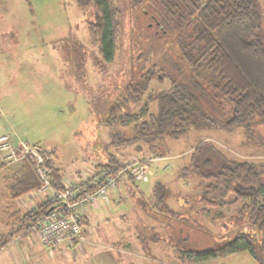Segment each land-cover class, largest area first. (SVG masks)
<instances>
[{
	"label": "rangeland",
	"instance_id": "rangeland-1",
	"mask_svg": "<svg viewBox=\"0 0 264 264\" xmlns=\"http://www.w3.org/2000/svg\"><path fill=\"white\" fill-rule=\"evenodd\" d=\"M257 1L264 27V0ZM116 4L121 24L119 51L108 64L90 41L87 25L94 19V10H80L74 0H0V133L9 135L14 144V134L21 138L24 134L25 143L51 153L65 175L83 173L91 164L106 162L110 154L124 163L142 159L150 167L146 168L147 181H130L125 188L121 179L117 202L101 206L85 226L90 240L86 239L83 249H68L69 259L51 260L34 231L0 252V264H37L28 256L32 246L40 247L49 258H41L39 264H181L172 253L176 246L206 251L224 246L239 232L261 238L252 226H236L237 220L232 219L246 201L224 207L201 203L207 182L184 177L182 170L191 169L192 152L202 142L213 143L231 160L264 164V123L256 124L251 136L240 128L192 130L178 140L167 138L164 157L138 154L132 147H106L110 128L103 120L137 73L134 19L143 16L132 11L129 0H116ZM164 30L158 27L155 36ZM144 40L162 49L168 42L161 36ZM163 64L169 67L168 58L155 52L145 66L159 71ZM169 88L170 82L159 76L142 103L131 110L147 105L148 114H158L155 95ZM225 112L217 111L218 115ZM0 167V234H4L14 218L6 183L18 164ZM157 185L160 189L154 193ZM165 193L167 203L159 204ZM179 228L186 230L188 241L179 239L183 232ZM88 246L91 252L85 256L82 252ZM101 252L100 257L95 254ZM199 264L257 263L240 252Z\"/></svg>",
	"mask_w": 264,
	"mask_h": 264
},
{
	"label": "trees",
	"instance_id": "trees-1",
	"mask_svg": "<svg viewBox=\"0 0 264 264\" xmlns=\"http://www.w3.org/2000/svg\"><path fill=\"white\" fill-rule=\"evenodd\" d=\"M74 2L80 10H94V19L87 25L91 44L105 63H112L119 51L121 35L116 0ZM129 3L133 12L143 14L142 19H134L133 46L138 49L135 58L138 69L103 120L110 128L106 147L117 150L132 147L138 154L151 152L164 157L167 138L178 140L192 130L240 128L251 136L254 126L264 123V27L257 0H129ZM158 27L165 29L160 36L168 40L163 49L144 40L151 36L157 40ZM155 52L168 58L169 67L163 64L157 71L145 66ZM159 76L170 82V88L155 95L158 114H148L147 105L141 110H131L142 103ZM221 109L226 112L218 115ZM123 167L124 162L110 154L96 172L118 176ZM12 172L6 183L8 201L38 192L41 181L30 161L18 163ZM51 173L55 187L62 188L61 170L55 164ZM125 176L132 182L137 180L135 175L124 173L118 176L117 183ZM182 176L207 182L205 193L199 198L201 203L224 207L246 201L232 219L237 220L236 226L242 227L244 223L252 226L261 238L239 232L224 246L206 251L188 249L187 245L173 246L175 258L181 264H199L247 252L257 264H264V164L231 160L213 143L202 142L192 152L191 169H183ZM158 185L154 193L160 189ZM158 201L166 204V193ZM49 206L44 199L31 211L13 212L8 231L0 234V251L15 239L37 232L38 222ZM178 237L185 242L189 239L184 229Z\"/></svg>",
	"mask_w": 264,
	"mask_h": 264
},
{
	"label": "built area",
	"instance_id": "built-area-1",
	"mask_svg": "<svg viewBox=\"0 0 264 264\" xmlns=\"http://www.w3.org/2000/svg\"><path fill=\"white\" fill-rule=\"evenodd\" d=\"M24 160L30 161L34 167L41 186L38 193L49 202V208L38 222L37 235L43 248L54 252L65 246L70 250L81 249L86 242L83 227V211L90 204H98L108 200L118 176L124 173L135 175L141 181H147L144 160H132L124 163L118 176H104L94 172L83 176L74 184L63 183L58 189L54 185L51 168L55 161L52 155L37 145L25 142L14 144L7 134L0 135V166H11Z\"/></svg>",
	"mask_w": 264,
	"mask_h": 264
},
{
	"label": "crops",
	"instance_id": "crops-1",
	"mask_svg": "<svg viewBox=\"0 0 264 264\" xmlns=\"http://www.w3.org/2000/svg\"><path fill=\"white\" fill-rule=\"evenodd\" d=\"M1 129V127H0ZM14 131V130H12ZM1 134H5L4 132H1ZM16 136V143H20V142H25L26 140L23 138L25 137V135L23 134V137L21 138L20 136H18L16 133L14 134ZM27 142V141H26ZM54 158V157H53ZM55 161V167H57L58 169L61 170V174H62V177H63V183H68V184H74V183H77L80 181V179L85 176V175H88V174H92L94 172H96V168L99 164L101 163H94V164H91L89 165L85 171L82 173L81 171H75V173H73V175H65V172H63V169L60 167V165L56 162V160L54 159ZM105 163V162H104ZM150 167L148 166L147 167V170L149 169ZM148 178V176H147ZM124 182L122 183L123 187H127L130 183L131 180H128V178H123ZM149 179V178H148ZM139 180V179H137ZM121 181V180H120ZM140 182H143L141 180H139ZM149 182V181H148ZM119 185V182L117 183L116 187L111 190L109 192V197H108V200L105 202L106 204H102L103 202L101 203H98V204H90L88 205L87 208L84 209L83 211V220H84V229H85V226L88 224H90V220L93 219L96 214H98L100 212V209H101V206H106L107 204H111V202H117L115 200H117V193L120 194V188L118 187ZM141 192V191H140ZM45 198L40 195L38 192L37 193H31L27 196H24L18 200H15L11 203V206H9V208H13V211L14 212H23L25 210H33L36 206V203L40 200H44ZM102 204V205H101ZM23 208V209H22ZM86 238L88 239V241L90 240V237L88 236V233L86 232ZM38 243L40 244V246L43 248V246L41 245L40 241H39V238L38 236L36 237ZM20 239H15L14 241H12L9 245H7V247L3 248L0 252L4 251V250H7L9 249L10 245H13L14 243H16L17 241H19ZM87 241V240H86ZM85 248V247H83ZM82 248V249H83ZM88 249L89 250H84L82 253L85 254V256H87V254H89L91 252V248L88 246ZM117 250V249H115ZM43 251L49 255L51 257V260H54V259H62L64 258L65 260L69 259V254H70V251H68V249L65 247V246H62V247H58L57 249H55L54 252H48L46 251L44 248H43ZM43 251L40 252V247L38 248L37 250V247L36 246H32L31 249H30V252L28 254L29 258L31 259H35V261L37 262V264H39L38 262H40V259L44 258V259H49L47 258L46 254L44 253L43 254ZM118 251V250H117ZM36 252V253H35ZM40 252V253H38ZM95 252V251H94ZM38 253V254H37ZM103 252L101 253H95V254H98V257H100L102 255ZM247 253V252H246ZM79 254H81V252L79 251ZM82 254V255H84ZM238 254V253H237ZM249 254V253H248ZM78 254H76L77 256ZM235 255V254H234ZM250 255V254H249ZM228 257V256H227ZM73 258V257H72ZM71 258V260H72ZM39 261H38V260ZM253 259V258H252ZM77 260V259H76ZM254 260V259H253ZM255 261V260H254ZM256 262V261H255ZM84 263V262H83ZM257 263V262H256Z\"/></svg>",
	"mask_w": 264,
	"mask_h": 264
}]
</instances>
